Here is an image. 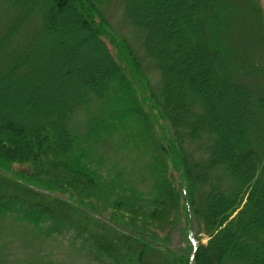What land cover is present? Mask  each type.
Wrapping results in <instances>:
<instances>
[{
    "label": "trees",
    "instance_id": "1",
    "mask_svg": "<svg viewBox=\"0 0 264 264\" xmlns=\"http://www.w3.org/2000/svg\"><path fill=\"white\" fill-rule=\"evenodd\" d=\"M224 1L124 0L159 71L157 97L98 0H10L0 61L20 25L35 13L40 23L0 67L1 246L22 237L32 249L25 264H53L34 240L86 264H264V95L235 75L211 37L222 35ZM187 141L204 143L199 158ZM129 143L147 157L151 196L102 150ZM192 216L205 244L191 240L179 255L166 247L168 233L157 241L158 229L182 219L189 235Z\"/></svg>",
    "mask_w": 264,
    "mask_h": 264
},
{
    "label": "rangeland",
    "instance_id": "2",
    "mask_svg": "<svg viewBox=\"0 0 264 264\" xmlns=\"http://www.w3.org/2000/svg\"><path fill=\"white\" fill-rule=\"evenodd\" d=\"M10 0H0V35L12 24L15 11L10 7ZM98 9L101 16L107 21L111 29L134 50L136 56L141 60L142 69L158 97L160 95V74L156 63L151 59L143 47V33L136 28L129 20L125 12L124 0H98ZM40 15L33 14L11 35L6 43L7 56L0 61V67H6L8 54L15 47H21L32 37L35 30L39 28ZM220 21L222 35L215 37V41L222 48L226 49V57L234 68L235 75L247 82L258 93L264 95V0H225L219 6L217 14ZM6 63V64H5ZM247 65V66H246ZM92 108H94L92 106ZM75 119L81 131L84 130V114L78 112ZM264 130V126H263ZM184 149L192 158L197 159L201 156L204 148L203 142H185ZM130 148V149H129ZM129 148L115 150L113 144L105 146L102 150L110 156L114 162L122 168L129 179H131L138 191L144 196H151L153 179L144 163L147 157L141 159L140 153L133 149L129 143ZM111 161V160H110ZM223 184L232 187L231 181L222 179ZM183 219L170 232L167 229H158L156 239L164 241V236L168 233L166 247L179 255H186V248L189 241L200 239L205 244L208 237L200 232L202 225L201 219L192 216L189 221L190 232L186 234L183 228ZM4 225L16 231L17 235L25 232V227L21 222H13L7 218L3 219ZM25 225V224H24ZM201 225V227H200ZM27 228V227H26ZM6 233V230H2ZM22 237H12L6 242L5 246L0 245V256L3 264H25L30 257L32 249L28 244L19 243ZM35 242V244H33ZM32 248H39L42 253L50 252L53 264H86L81 259L71 254H66L68 249L65 246H58L50 240L32 241ZM8 256V258L6 257ZM27 263V261H26Z\"/></svg>",
    "mask_w": 264,
    "mask_h": 264
}]
</instances>
